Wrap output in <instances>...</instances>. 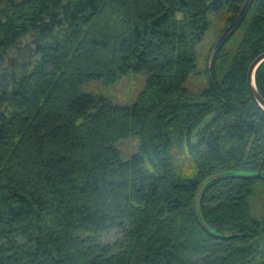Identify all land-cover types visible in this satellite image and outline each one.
Here are the masks:
<instances>
[{"label":"trees","instance_id":"trees-1","mask_svg":"<svg viewBox=\"0 0 264 264\" xmlns=\"http://www.w3.org/2000/svg\"><path fill=\"white\" fill-rule=\"evenodd\" d=\"M243 2L0 0V264H264V0L216 47Z\"/></svg>","mask_w":264,"mask_h":264},{"label":"rangeland","instance_id":"rangeland-1","mask_svg":"<svg viewBox=\"0 0 264 264\" xmlns=\"http://www.w3.org/2000/svg\"><path fill=\"white\" fill-rule=\"evenodd\" d=\"M243 29L242 27L237 31L236 36H240L242 33ZM209 40L211 37L208 38ZM146 75L143 73H140L135 76H125L122 77L119 82L113 86V89L111 88H104L101 86L97 81H93L90 83L89 87L94 89V90H103L105 92H109L111 95L115 96L117 100H120L122 102H132L136 97L139 91L143 88L145 85ZM194 83L197 85L201 82L197 78H193ZM205 80V79H204ZM194 85V84H193ZM137 146V141L134 139H129L122 141L120 143L121 149L126 153L132 152L135 147ZM178 155L177 162L183 164L185 167L190 166V161L187 156V154L183 151L176 152Z\"/></svg>","mask_w":264,"mask_h":264},{"label":"water","instance_id":"water-1","mask_svg":"<svg viewBox=\"0 0 264 264\" xmlns=\"http://www.w3.org/2000/svg\"><path fill=\"white\" fill-rule=\"evenodd\" d=\"M252 0H244L240 10L233 18V20L228 24L226 29L223 31L221 36L219 37L216 47H218L227 37L228 35L241 23L243 18L245 17ZM264 60V50L258 53L253 60L251 61L248 70H247V83L249 85L250 91L253 97L264 107V96L258 89L255 81V72L259 64Z\"/></svg>","mask_w":264,"mask_h":264}]
</instances>
